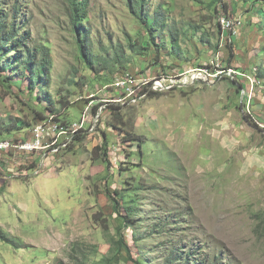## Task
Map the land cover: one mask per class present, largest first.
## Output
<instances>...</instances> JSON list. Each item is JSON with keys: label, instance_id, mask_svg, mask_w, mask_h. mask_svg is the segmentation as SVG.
Here are the masks:
<instances>
[{"label": "rangeland", "instance_id": "rangeland-1", "mask_svg": "<svg viewBox=\"0 0 264 264\" xmlns=\"http://www.w3.org/2000/svg\"><path fill=\"white\" fill-rule=\"evenodd\" d=\"M88 4L97 55L141 30L125 0ZM150 4L186 33L179 56L123 47L120 62L94 74L80 60L68 0L5 1L20 8L30 46L48 48L52 69L43 93L0 72V119L31 124L0 136V264H135L139 255L163 264L172 248L192 251L197 264H264V0ZM223 15L241 22L236 33L220 27ZM152 70L187 73L109 110L122 96L116 79ZM40 93L59 121L36 119ZM57 123L70 130L53 144ZM131 199L142 213L128 226L122 203ZM120 240L132 258L122 248L109 260Z\"/></svg>", "mask_w": 264, "mask_h": 264}, {"label": "trees", "instance_id": "trees-1", "mask_svg": "<svg viewBox=\"0 0 264 264\" xmlns=\"http://www.w3.org/2000/svg\"><path fill=\"white\" fill-rule=\"evenodd\" d=\"M5 1L6 0H0V72L7 73L8 71H11L12 77H14L13 80H19V82H17L18 85H21L25 80H29L31 91L34 92V90L39 87L43 93L45 90L49 89L48 84L51 79L49 75L52 69V62L48 48L30 46L29 36L22 32L21 23L16 20L18 16H15V14L18 13L20 8L15 5L12 7H6ZM125 2L133 18H135L140 24L141 30H139L138 35L135 38L128 37L125 46H114L112 44L113 51H106L105 56L103 57V55H97L92 51L93 43L89 38L90 33L84 26L89 15L88 0H68L71 13L70 18L73 31L76 34V44L80 53V60L85 66L89 67L94 74H100L103 70L107 69L108 59L114 64L120 62V60L126 56L123 47L128 51L140 54L147 49L143 46L147 43L154 46L158 55L165 49H168V54L179 56L181 53L179 42L186 33L182 32L183 28H179L175 22H170V18L162 11V7L158 6L153 9L150 0H125ZM255 3L258 4L259 0H255ZM214 8L217 12L218 9L216 3H214ZM262 17L264 19V16ZM220 27H222L221 24ZM190 28L194 29L195 32L200 30L198 26H190ZM158 34H160L159 38H157ZM202 39H206V37ZM9 53L12 55H8ZM6 79L10 78L6 77ZM42 93L35 97L38 104L43 107V111L36 110V119L42 121L46 120V113H49L55 115L56 119L59 121V117L56 115L59 114V112L56 109L53 99H51V97L45 99ZM151 94L156 95V92H151ZM108 107L111 112L122 109L121 103L116 104V102ZM97 109V106L94 107L93 112L96 113ZM2 119L3 118L0 119V136L3 134H10L16 130L17 124L19 123H23V127L31 126L28 121L24 123L22 120L16 119L14 122H12V120L6 121L7 124H5V120ZM133 139L134 138H131L129 140L131 141ZM135 191H137V189H135ZM122 208H124L126 213L125 216H122L124 224L133 226L140 218L142 213L141 207L136 204V201L131 199L130 201L125 200L122 203ZM160 223L164 226L166 220H161ZM160 223H158V226ZM1 238L4 240L7 239L4 236H1ZM122 248H126L129 256L132 258V254L129 251L127 244L123 242V240H120L117 244L115 243L111 246V256L109 260H117L116 257L121 254ZM180 253L185 254L180 256ZM191 260L195 263H192ZM197 260V256H195L192 251L183 252V250H179L178 248H172L169 251V256L166 257L163 264H197ZM134 261L135 264H146L140 255ZM200 263L203 264V261H200ZM217 263L218 262H204V264ZM97 264H101V262Z\"/></svg>", "mask_w": 264, "mask_h": 264}, {"label": "built area", "instance_id": "built-area-1", "mask_svg": "<svg viewBox=\"0 0 264 264\" xmlns=\"http://www.w3.org/2000/svg\"><path fill=\"white\" fill-rule=\"evenodd\" d=\"M219 22L223 28H226V30L231 31L232 33H236L237 28L240 27L241 25L240 21L230 20L226 16H221L219 18ZM201 70L205 71L204 69ZM155 71L156 70H152L150 72L146 71V73L142 77L125 75L116 79L114 85L117 89L122 91V96L121 98H118V101L115 102H121L131 97H132L131 98L132 101L133 100L137 101V99H139V95L141 94L142 90H146L147 92L150 90H152L153 92L165 90V87L174 86L175 83L177 82L180 83V81L182 82L183 77H186L185 75L187 73L186 70H183L184 73L179 72L178 74H175L173 78L170 76H165L163 72L162 74L158 73L157 75ZM223 73L224 71L220 72L221 75H223ZM214 76H217V74H215ZM167 83H170V85H167ZM51 118H53V116ZM43 123L44 122H42L41 125L36 128L37 132L42 131L44 133L46 131L45 124ZM57 124L58 125H56L52 129L53 138L56 137L53 144L56 143L55 141L58 140L59 136L66 134L70 130L69 128H64L62 126H59L60 125L59 123ZM74 130H76L75 127L74 129H72L73 134L75 133Z\"/></svg>", "mask_w": 264, "mask_h": 264}]
</instances>
